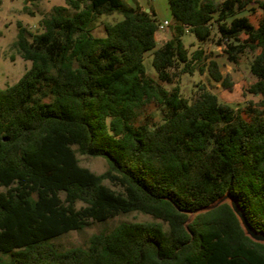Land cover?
<instances>
[{
    "label": "trees",
    "instance_id": "obj_1",
    "mask_svg": "<svg viewBox=\"0 0 264 264\" xmlns=\"http://www.w3.org/2000/svg\"><path fill=\"white\" fill-rule=\"evenodd\" d=\"M66 4L34 31L18 23L13 46L31 66L0 88V264H264V244L228 202L190 219L229 194L264 233V0H168L171 37L159 48L153 9ZM113 13L123 18L101 21ZM206 43L247 61L258 101L234 107L202 81L182 93L184 75L233 85ZM79 155L108 168L97 174ZM132 213L150 219L119 222L85 247L54 243Z\"/></svg>",
    "mask_w": 264,
    "mask_h": 264
},
{
    "label": "rangeland",
    "instance_id": "obj_2",
    "mask_svg": "<svg viewBox=\"0 0 264 264\" xmlns=\"http://www.w3.org/2000/svg\"><path fill=\"white\" fill-rule=\"evenodd\" d=\"M26 1L27 0H0V88L15 84L31 66V62L25 60L13 46L17 38L18 23L21 22L25 27L34 31L42 17L49 15L54 7L67 5L66 0H43L30 5L29 8L25 10ZM125 2L132 7L140 6L145 8V10L153 9L161 22L165 20L171 22L172 20L168 0H125ZM72 12V10L69 11V13ZM122 18L121 14L113 13L110 15H103L101 21L106 20L115 23ZM94 35L103 36V27L99 26L94 31ZM170 37L171 34L168 27L165 30H159L157 32L156 48H159L161 44ZM183 41L186 46L190 47V51H194L200 45L195 36L191 34L185 35ZM191 44H193V46H191ZM202 47L219 63L221 73L225 77L229 76L233 85L229 88H225L221 83L211 80L207 72L203 75H184L180 80V85L181 91L186 97L191 96L194 84L202 81L212 92L218 95L221 101L227 102L234 107L243 106L248 100L258 101V97L248 92L250 77L247 61L243 60L239 66H236L227 59L223 46L206 43L203 44ZM152 53L153 52L146 53L144 64L147 73L157 80V74L152 67ZM79 159L82 166L91 169L97 174L104 173L108 168L106 161L100 157L79 155ZM149 219L150 217L140 213L119 216L103 224L94 223L91 227L86 228L82 232H70L54 241V243L61 249L78 246L85 247L93 234L112 228L119 222H139Z\"/></svg>",
    "mask_w": 264,
    "mask_h": 264
},
{
    "label": "water",
    "instance_id": "obj_3",
    "mask_svg": "<svg viewBox=\"0 0 264 264\" xmlns=\"http://www.w3.org/2000/svg\"><path fill=\"white\" fill-rule=\"evenodd\" d=\"M146 11L149 12L150 10L147 9ZM225 202H228L230 204L231 208L233 209V211L237 215L245 234L249 238H251L253 241L264 244V233L257 232L252 228V226L249 224L246 216L244 215L243 211L240 209L239 205L237 204L236 200L229 194H226L223 197L219 198L213 204L206 206V207H203V208L198 209L197 211L193 212L191 214L190 219H192L193 216L197 213L213 210Z\"/></svg>",
    "mask_w": 264,
    "mask_h": 264
},
{
    "label": "built area",
    "instance_id": "obj_4",
    "mask_svg": "<svg viewBox=\"0 0 264 264\" xmlns=\"http://www.w3.org/2000/svg\"><path fill=\"white\" fill-rule=\"evenodd\" d=\"M169 25V21L165 20L159 25V30H165Z\"/></svg>",
    "mask_w": 264,
    "mask_h": 264
}]
</instances>
